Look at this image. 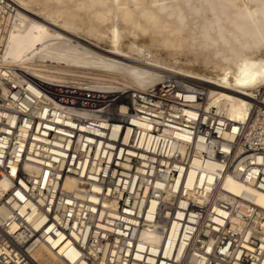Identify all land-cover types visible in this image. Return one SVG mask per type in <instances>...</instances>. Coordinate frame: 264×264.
Returning <instances> with one entry per match:
<instances>
[{
    "label": "built area",
    "instance_id": "built-area-1",
    "mask_svg": "<svg viewBox=\"0 0 264 264\" xmlns=\"http://www.w3.org/2000/svg\"><path fill=\"white\" fill-rule=\"evenodd\" d=\"M15 8L0 0V34ZM0 68V264H42L40 246L62 264H264V207L222 186L264 192V86L234 119L169 77L110 98Z\"/></svg>",
    "mask_w": 264,
    "mask_h": 264
},
{
    "label": "bare ground",
    "instance_id": "bare-ground-1",
    "mask_svg": "<svg viewBox=\"0 0 264 264\" xmlns=\"http://www.w3.org/2000/svg\"><path fill=\"white\" fill-rule=\"evenodd\" d=\"M8 1L16 8L0 34V66L42 82L87 85L111 98L169 77L200 86L234 119L264 86V0ZM222 186L252 192L264 207V192L231 177ZM35 257L62 264L46 246Z\"/></svg>",
    "mask_w": 264,
    "mask_h": 264
},
{
    "label": "rangeland",
    "instance_id": "rangeland-1",
    "mask_svg": "<svg viewBox=\"0 0 264 264\" xmlns=\"http://www.w3.org/2000/svg\"><path fill=\"white\" fill-rule=\"evenodd\" d=\"M19 1V0H18ZM101 47L102 48H107L106 44L104 42H101Z\"/></svg>",
    "mask_w": 264,
    "mask_h": 264
},
{
    "label": "snow or ice",
    "instance_id": "snow-or-ice-1",
    "mask_svg": "<svg viewBox=\"0 0 264 264\" xmlns=\"http://www.w3.org/2000/svg\"><path fill=\"white\" fill-rule=\"evenodd\" d=\"M244 83H248V81H247V80H245V81H244Z\"/></svg>",
    "mask_w": 264,
    "mask_h": 264
}]
</instances>
